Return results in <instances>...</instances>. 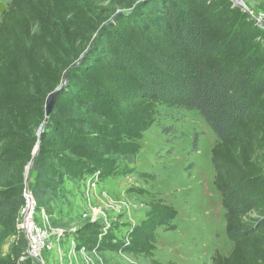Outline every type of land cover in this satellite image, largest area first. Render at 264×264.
Segmentation results:
<instances>
[{
  "label": "trees",
  "instance_id": "trees-1",
  "mask_svg": "<svg viewBox=\"0 0 264 264\" xmlns=\"http://www.w3.org/2000/svg\"><path fill=\"white\" fill-rule=\"evenodd\" d=\"M107 1L124 4L9 0L0 16V168L16 175L15 185L4 184L0 225L7 212L9 233L18 236L22 182L37 142L29 189L38 211L58 195L57 180L74 174L76 162L67 153H77L91 131L78 114L93 112L81 94L95 92L111 107V118L139 131L153 125L157 105L168 102L196 112L215 137L213 186L233 245L227 255L215 252L211 263L264 264V68L250 64L256 34L247 32L231 49L238 39L234 22L222 12L223 0H152L117 17L87 50L86 32L97 31L90 12ZM126 54L144 62L155 79L133 69ZM63 77L46 116V98ZM149 209L162 225L176 215L161 202ZM19 238L20 246L0 264H38L25 257L26 240ZM153 250L145 241L149 264H162Z\"/></svg>",
  "mask_w": 264,
  "mask_h": 264
},
{
  "label": "rangeland",
  "instance_id": "rangeland-1",
  "mask_svg": "<svg viewBox=\"0 0 264 264\" xmlns=\"http://www.w3.org/2000/svg\"><path fill=\"white\" fill-rule=\"evenodd\" d=\"M146 1L152 0H124L123 6L96 2L90 15L97 31L86 32L83 47L88 50L103 28L121 15L133 14ZM240 1L245 10L232 0H223L221 8L234 22L232 35L238 40L231 49L253 32L250 64L263 69L264 0ZM8 2L0 0V6L6 8ZM126 58L133 69L155 79L144 62L133 55ZM81 97L93 107L90 114H78L91 131L77 153H67L76 162L74 174L59 178L58 195L48 205L40 204L46 228L61 233L53 251L44 255V264H149L142 252L145 241L154 248L152 258L162 264H212L215 252L227 255L233 243L225 233V212L213 186L210 151L215 137L203 119L161 102L154 124L139 131L111 118V107L95 92ZM13 172L0 168V202L5 200L4 184H16ZM31 187L30 177L27 183L24 178L22 197ZM151 202L170 205L176 211L173 220L157 222ZM19 211L18 236L9 233V215L3 212L0 258L20 246ZM36 218L43 222L41 215Z\"/></svg>",
  "mask_w": 264,
  "mask_h": 264
},
{
  "label": "built area",
  "instance_id": "built-area-1",
  "mask_svg": "<svg viewBox=\"0 0 264 264\" xmlns=\"http://www.w3.org/2000/svg\"><path fill=\"white\" fill-rule=\"evenodd\" d=\"M23 198L18 226L26 240L24 255L38 264H44V255L53 251L57 241L61 239V233L49 231L46 228L44 211L37 210L29 188L24 191ZM37 215H41L43 219L41 224L37 222Z\"/></svg>",
  "mask_w": 264,
  "mask_h": 264
},
{
  "label": "water",
  "instance_id": "water-1",
  "mask_svg": "<svg viewBox=\"0 0 264 264\" xmlns=\"http://www.w3.org/2000/svg\"><path fill=\"white\" fill-rule=\"evenodd\" d=\"M145 1V0H143ZM234 2L235 5H237L238 7H240L241 9L245 10V7L244 5L241 3L240 0H232ZM5 11V8L1 7L0 6V15ZM82 58V57H81ZM65 84V77H63L62 79V83H61V86L56 88L53 92H51L47 98H46V101H45V114L46 116H48L54 106V103H55V99H56V96L58 95V93L60 92V90L63 88ZM40 135V134H38ZM40 145L39 143L37 142L36 144V147L34 149V152L32 153V159L30 160V162L27 164L26 166V171H25V182L27 183L28 181V178L30 176V173H31V167H32V162H33V159L35 158V155H36V152L38 151Z\"/></svg>",
  "mask_w": 264,
  "mask_h": 264
}]
</instances>
